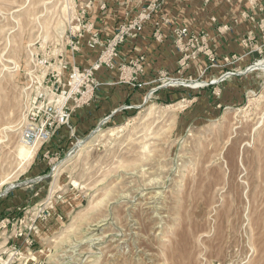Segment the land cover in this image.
Listing matches in <instances>:
<instances>
[{"label": "rangeland", "instance_id": "rangeland-1", "mask_svg": "<svg viewBox=\"0 0 264 264\" xmlns=\"http://www.w3.org/2000/svg\"><path fill=\"white\" fill-rule=\"evenodd\" d=\"M85 2L0 0V232L52 205L41 264H264V55L237 96L168 77L173 101L80 134L71 120L22 163L27 107L68 79Z\"/></svg>", "mask_w": 264, "mask_h": 264}, {"label": "crops", "instance_id": "crops-1", "mask_svg": "<svg viewBox=\"0 0 264 264\" xmlns=\"http://www.w3.org/2000/svg\"><path fill=\"white\" fill-rule=\"evenodd\" d=\"M85 1L80 12L81 26L99 31L103 40L111 39L121 25L149 12L153 3L157 2L158 8L151 11L139 36L129 37L120 46L112 65H103L95 72L97 88L87 101L73 107V133L87 132L107 117L112 122L124 119L147 104L146 98L152 91L153 98L160 103L173 101L175 90L169 91L160 84L168 77L202 78L210 84V91L220 90L222 98L226 99L228 93V97L237 96L236 92L244 91L249 80L245 67L264 55V0H92L88 9L89 0ZM177 29H187L189 37L198 39L197 45L184 46L189 38L179 42ZM84 35L81 50L67 57L71 66L89 68L98 61L100 50L88 48L87 29ZM208 52L216 55V66L211 65ZM140 56L145 58L143 72L138 75L142 86L134 87L130 81L134 73L127 67ZM227 73L235 76L223 80ZM46 170V163L36 162L31 167L38 178L46 177ZM31 192L15 198H23L27 204L35 202L39 195ZM54 194L49 191L50 201ZM53 209L49 205L32 212L35 219L29 220L32 224L25 222L20 229L24 235L19 239L15 236L17 228L0 232V253L10 244L15 245L20 249L21 257L16 259L19 264H32V260L41 264L42 234L49 229L52 219L46 218L53 216ZM40 210L46 211L42 219Z\"/></svg>", "mask_w": 264, "mask_h": 264}, {"label": "built area", "instance_id": "built-area-1", "mask_svg": "<svg viewBox=\"0 0 264 264\" xmlns=\"http://www.w3.org/2000/svg\"><path fill=\"white\" fill-rule=\"evenodd\" d=\"M92 0L87 3V9L91 7ZM158 8L157 2L153 3L148 10L149 12H143L134 19L131 23L121 25L115 35L111 39L103 40L99 31L93 30L91 27L81 26L79 28V34L74 39H71V45L73 46V52H79L81 50V42L83 41L84 29L89 31V36L86 39V45L90 49H99V58L95 65L89 68H80L78 66H71L69 63H61L62 69L68 71V79L65 77L55 79V82L51 86H45L36 92L35 97L31 100L27 107L26 116L24 122L21 126V137L22 140L28 144H35L40 141V145L49 143L54 137L56 132L67 125H70L73 107L78 106L82 101H87L88 97L97 88V81L95 79V72L100 69L101 66L107 65L111 66L113 60L118 56V50L122 44L129 37H138L143 31L146 21L151 17V11ZM177 39L179 42H183L186 38H189L187 43L184 45L186 47L197 45L198 39L195 37H189V32L187 29H177L175 31ZM209 61L212 66L217 65V58L214 53L208 52ZM145 58L140 56L139 58L133 60L128 69H131L133 77L131 78L132 85L142 86L138 81V75L143 72V63ZM126 67V66H123ZM230 73L223 77V80L230 76ZM168 80V78H166ZM165 80V81H166ZM172 82L176 84H184L178 80L171 79ZM164 81V82H165ZM193 82V80H191ZM45 82V80H44ZM162 82V87L166 85ZM171 84V85H174ZM210 84H205L204 86H209ZM66 88V89H65ZM155 91H152L146 98L145 103L151 101ZM110 121V117L105 118L98 127H102ZM40 218H44L46 212L39 211ZM35 227V226H34ZM36 230V227L34 228ZM24 235V232L17 231L16 237L20 238ZM29 245L32 241H28ZM20 249L15 245H9L7 249L0 253V264H19L16 260L20 258ZM28 264V262L26 261ZM32 264H39L32 260Z\"/></svg>", "mask_w": 264, "mask_h": 264}, {"label": "bare ground", "instance_id": "bare-ground-1", "mask_svg": "<svg viewBox=\"0 0 264 264\" xmlns=\"http://www.w3.org/2000/svg\"><path fill=\"white\" fill-rule=\"evenodd\" d=\"M259 65H262V63H260ZM22 147L20 148V157L22 159V163L25 165H28L31 163V161L33 160L39 146H40V141H37L35 144L32 145H28L26 144L24 141H22Z\"/></svg>", "mask_w": 264, "mask_h": 264}]
</instances>
